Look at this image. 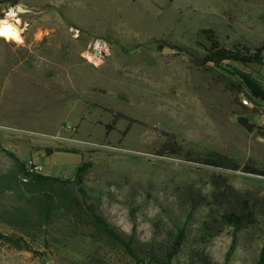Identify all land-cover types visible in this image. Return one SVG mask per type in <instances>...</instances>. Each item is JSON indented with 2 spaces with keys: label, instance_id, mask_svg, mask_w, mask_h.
I'll use <instances>...</instances> for the list:
<instances>
[{
  "label": "rangeland",
  "instance_id": "obj_1",
  "mask_svg": "<svg viewBox=\"0 0 264 264\" xmlns=\"http://www.w3.org/2000/svg\"><path fill=\"white\" fill-rule=\"evenodd\" d=\"M11 12L22 35L0 39V171L13 165L8 153L62 180L91 163L85 183L132 253L96 241L90 228L60 225L46 258L0 242V264H144L151 244L164 263L184 227L172 264H201L193 240L206 223L217 234L208 262L256 264L264 103L243 105L240 74L264 84V64L194 60L214 41L251 53L263 47L264 0H0V19ZM246 209L254 219L237 229L221 221Z\"/></svg>",
  "mask_w": 264,
  "mask_h": 264
},
{
  "label": "trees",
  "instance_id": "obj_2",
  "mask_svg": "<svg viewBox=\"0 0 264 264\" xmlns=\"http://www.w3.org/2000/svg\"><path fill=\"white\" fill-rule=\"evenodd\" d=\"M165 48L187 53L188 49H181L173 44L165 43ZM162 48V46H161ZM264 46L251 53L244 49H230L217 41L212 42L204 59L194 60L200 67L208 65L221 66L228 63H238L242 66L250 64H264ZM191 57V55H190ZM240 79L248 91L247 98L255 103H264V84L249 75L240 74ZM240 124L252 130L246 119H239ZM176 155V152L171 153ZM13 165L5 171H0V226L7 227L8 232H0V242L7 244L12 249L31 252L37 256L46 258L47 251L51 250L53 243V231L60 225L75 231L81 227L94 230V239L101 242L105 238L116 243L129 253H132V244L120 238L117 231L112 228L99 211L97 202L100 200L99 193L85 183L84 177L91 168V163L80 166L72 180H62L56 177L43 175L35 172L32 165L18 159L15 155L8 153ZM160 156H165L161 154ZM220 158V157H219ZM224 160L223 158H220ZM210 166L225 168V163L210 161ZM248 215L254 219L252 210L246 209L236 216L225 214L221 221L226 224L235 225L237 229L241 226ZM217 235L210 230L208 223L204 224L201 234L193 240L196 257L201 264H211L206 259V248L212 236ZM187 233L185 227L179 229L175 241L166 252L164 263L155 259L156 247L149 246V254L143 260L144 264H172L175 251L185 243ZM41 241V252L36 250V243ZM256 264H264V245L259 253Z\"/></svg>",
  "mask_w": 264,
  "mask_h": 264
},
{
  "label": "bare ground",
  "instance_id": "obj_3",
  "mask_svg": "<svg viewBox=\"0 0 264 264\" xmlns=\"http://www.w3.org/2000/svg\"><path fill=\"white\" fill-rule=\"evenodd\" d=\"M15 16L16 15L11 12V14H9L5 19H0V39L20 42L22 32L20 26L18 24H14ZM97 47L100 48V46ZM87 58L95 65H100L99 61H96L97 59L93 56L88 54Z\"/></svg>",
  "mask_w": 264,
  "mask_h": 264
},
{
  "label": "built area",
  "instance_id": "obj_4",
  "mask_svg": "<svg viewBox=\"0 0 264 264\" xmlns=\"http://www.w3.org/2000/svg\"><path fill=\"white\" fill-rule=\"evenodd\" d=\"M242 103H243V105L248 106V105H250V100L248 98H243ZM33 167H34L33 170L35 172H41L42 171V167H38V166H33Z\"/></svg>",
  "mask_w": 264,
  "mask_h": 264
}]
</instances>
